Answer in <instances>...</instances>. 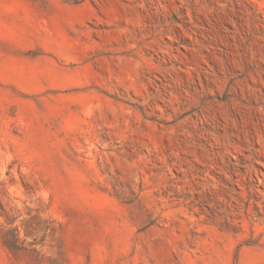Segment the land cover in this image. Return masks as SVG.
<instances>
[{
    "label": "rangeland",
    "instance_id": "374dc122",
    "mask_svg": "<svg viewBox=\"0 0 264 264\" xmlns=\"http://www.w3.org/2000/svg\"><path fill=\"white\" fill-rule=\"evenodd\" d=\"M0 264H264V0H0Z\"/></svg>",
    "mask_w": 264,
    "mask_h": 264
}]
</instances>
